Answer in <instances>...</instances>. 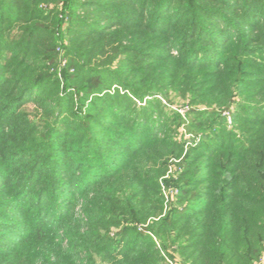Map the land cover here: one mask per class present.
<instances>
[{
	"label": "trees",
	"instance_id": "trees-1",
	"mask_svg": "<svg viewBox=\"0 0 264 264\" xmlns=\"http://www.w3.org/2000/svg\"><path fill=\"white\" fill-rule=\"evenodd\" d=\"M167 260L264 264V0H0V264Z\"/></svg>",
	"mask_w": 264,
	"mask_h": 264
},
{
	"label": "rangeland",
	"instance_id": "rangeland-1",
	"mask_svg": "<svg viewBox=\"0 0 264 264\" xmlns=\"http://www.w3.org/2000/svg\"><path fill=\"white\" fill-rule=\"evenodd\" d=\"M188 101H183L182 99H180V98H176L175 99V103H174V106L175 107H178V108H182V106H183V104L184 103H187ZM183 107H186V106H183ZM30 108H31V106H30ZM179 161H181V159H171L170 161H169V169H168V171H167V176L166 177H168L169 175H171L172 173H175V169H177L178 168V162ZM171 178V177H170ZM166 179V183L164 182L163 184H165V185H163L162 186V190H163V193H164V196H165V191L168 193V194H171V193H174V192H176V191H178L179 192V190H178V188L177 187H172L171 186V184L170 185H168L169 184V182H167V180H171V179ZM168 183V184H167ZM162 185V184H161ZM165 199H166V196H165ZM170 258V257H169ZM171 259V258H170ZM172 260V259H171ZM173 263L174 264H180V262L178 261V260H173ZM166 264H169L168 263V261H166Z\"/></svg>",
	"mask_w": 264,
	"mask_h": 264
},
{
	"label": "built area",
	"instance_id": "built-area-1",
	"mask_svg": "<svg viewBox=\"0 0 264 264\" xmlns=\"http://www.w3.org/2000/svg\"><path fill=\"white\" fill-rule=\"evenodd\" d=\"M174 108L176 109V107H174ZM188 109H189V106H186V107L178 108V111H179L182 115L185 116V114H186V112H187ZM229 123H231V119H230V117H229ZM180 132H181V135L179 136L180 141H181V140L185 141V146H186V148H188V147H190V146H195V145L198 143V141L200 140V137H198V138L196 139V141H191L190 139H191L192 135L189 134V133H187V131H186L184 128H182V129L180 130ZM177 193H178V191H176V192H174V193H171V194H168V193L165 191L166 204H168V202H169L173 197H175V196L177 195ZM167 261H168L169 264H174L171 260H167Z\"/></svg>",
	"mask_w": 264,
	"mask_h": 264
}]
</instances>
